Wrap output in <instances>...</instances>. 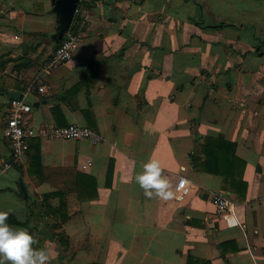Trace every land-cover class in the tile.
<instances>
[{"label":"crops","instance_id":"0c3cea01","mask_svg":"<svg viewBox=\"0 0 264 264\" xmlns=\"http://www.w3.org/2000/svg\"><path fill=\"white\" fill-rule=\"evenodd\" d=\"M51 7L0 0L7 223L39 237L51 264H264V0H90L72 58L41 74L45 94L29 82L55 48ZM11 92L31 104L32 127L77 123L102 141L36 135L13 160L4 135ZM208 135L234 142L245 161L241 196L214 173L224 160L213 172L194 165ZM150 159L172 199L148 198L136 183ZM182 177L189 192L178 200ZM217 191L236 224L216 213ZM60 203L63 221L45 213Z\"/></svg>","mask_w":264,"mask_h":264},{"label":"built area","instance_id":"2783aa9c","mask_svg":"<svg viewBox=\"0 0 264 264\" xmlns=\"http://www.w3.org/2000/svg\"><path fill=\"white\" fill-rule=\"evenodd\" d=\"M90 0H78L74 11L75 22L77 16L78 20L74 28H70L66 31L63 37L60 39L58 45L54 48L51 56L45 61L42 72L36 74L29 82V84L35 85L39 93L47 92V87L41 74L45 71H49L56 65L72 58L80 38L81 25L85 16L83 12H86L87 6ZM31 86V85H29ZM31 104L25 101L23 98H12L9 102L7 116L5 118L4 135L8 140L13 160H19L23 155L27 153L29 148L28 139L36 135L42 136H56L65 139L87 138L92 143H98L102 141L103 136L96 132L94 129L85 125H78L77 123H70L65 126L48 125L41 129L32 127L24 120L25 115L30 112ZM9 164L5 163L4 167H8ZM189 184L185 178H180L177 181V194L178 200H183L189 192ZM213 201L216 208V213L223 218L228 225H234L237 222L233 220L231 211L229 208V200L227 193L224 191H217L213 194ZM233 220V221H232Z\"/></svg>","mask_w":264,"mask_h":264},{"label":"clouds","instance_id":"9594fccd","mask_svg":"<svg viewBox=\"0 0 264 264\" xmlns=\"http://www.w3.org/2000/svg\"><path fill=\"white\" fill-rule=\"evenodd\" d=\"M156 160H149L135 181L148 198L170 200L175 193ZM8 211H0V264H51L55 257L46 248H34L37 240L26 229L7 223Z\"/></svg>","mask_w":264,"mask_h":264},{"label":"trees","instance_id":"16d2710c","mask_svg":"<svg viewBox=\"0 0 264 264\" xmlns=\"http://www.w3.org/2000/svg\"><path fill=\"white\" fill-rule=\"evenodd\" d=\"M77 17L75 18V22L71 28H74L76 24ZM60 40L55 44V47L58 45ZM200 149L195 153L193 157L194 165L203 170V171H211L213 166L221 163V160H224L223 170L214 171V173L219 174L222 177V187L227 191L238 193L240 196L244 192V188L246 187V182L242 177V172L244 168L245 161L240 159L235 155V143L223 138L222 135L219 136H205L200 143ZM203 158V159H202ZM34 163V162H33ZM237 167V169H236ZM48 195V193H47ZM45 196V198L47 197ZM33 205V204H32ZM64 206V204H63ZM61 203L59 206L55 208H48V211L45 210V213L48 215L50 211H52L53 216L57 214V217H60V221H63L67 218V215L63 216ZM58 217V218H59ZM61 232H59L60 234ZM60 238L63 236L59 235ZM37 243L33 245L37 248L38 243L40 242V238H35ZM187 264H206L204 261H200L197 258L192 256H188Z\"/></svg>","mask_w":264,"mask_h":264},{"label":"water","instance_id":"95a60500","mask_svg":"<svg viewBox=\"0 0 264 264\" xmlns=\"http://www.w3.org/2000/svg\"><path fill=\"white\" fill-rule=\"evenodd\" d=\"M78 0H52V7L50 9L51 13L55 15V28L50 34L51 41L57 43L66 31L70 28L73 18L74 11ZM11 99L20 98L19 92H11ZM21 192L26 195L25 188L22 183H20Z\"/></svg>","mask_w":264,"mask_h":264}]
</instances>
